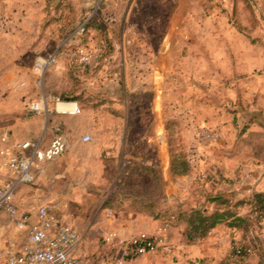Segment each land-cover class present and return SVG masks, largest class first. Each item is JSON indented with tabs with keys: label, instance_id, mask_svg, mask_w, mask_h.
<instances>
[{
	"label": "rangeland",
	"instance_id": "rangeland-1",
	"mask_svg": "<svg viewBox=\"0 0 264 264\" xmlns=\"http://www.w3.org/2000/svg\"><path fill=\"white\" fill-rule=\"evenodd\" d=\"M107 2L45 0L41 12L21 17L29 28L28 37H32V31L40 32L41 45L38 49L26 50L27 63L19 66L21 77L15 79L13 90L7 88L6 79L13 66L0 65V105L11 102L19 106L22 110L19 115L25 122L22 128L30 132L35 127L45 129L50 126V114L55 110L54 98L72 97L83 107L110 110L115 106L124 110L128 107L126 101L129 105L139 102L140 105L132 110L141 123L134 127V135L139 139V147L144 148L145 142L140 138L146 133V121L153 117L149 112L150 98L136 99L133 85L139 76L147 78L155 68L158 50L141 48L138 43L150 40L157 44L167 37L171 49L165 60L168 71L164 87L170 154L181 150L187 152L189 167L194 172L187 188L177 187L176 192L171 193L173 209L179 214L183 210L182 202L205 207L209 203L207 194L228 187L232 188L228 192L235 193L234 202L245 198L247 185L243 172H264V0H153L154 15L128 19L104 15ZM34 9L38 10V7ZM92 21L94 26L89 25ZM131 23L150 27L153 31L138 33L131 26L127 27ZM167 25L170 32L161 33L159 30ZM81 26L85 31L76 33ZM176 26H179L177 30L184 29L186 33L176 32ZM207 30L214 33L208 34ZM206 41L212 44L210 48L200 46ZM223 42L228 44L227 47ZM194 43H197L196 47ZM83 47L94 54L95 59L90 64H80L72 58V54ZM40 56L56 57L42 75L35 70V60ZM195 66L198 71L204 69L206 72L226 69L228 80L194 81ZM184 71L189 74L187 79L183 78ZM214 76L218 75L215 73ZM224 85L233 92L223 104L232 123L225 133L209 122L214 116L211 107L207 106L212 100L213 105L219 102L217 94ZM9 91L15 93L12 101L6 98ZM41 98L47 100L48 113L36 122L28 107L32 101ZM197 98H202L199 110L203 116L195 121L193 102ZM220 98L222 101L224 96ZM251 122L256 123L254 129ZM203 126L218 130L224 142L200 145L198 132ZM45 142L47 139L42 137V147L47 145ZM223 148L225 162L220 165L218 156L222 154L218 155V152ZM77 149L79 153L90 154V149L84 145ZM224 172H228L227 177ZM33 183L24 182L25 185ZM156 195L161 199V193ZM240 211L245 214L248 207L242 205ZM168 214L166 212L165 217ZM165 225L168 226V222ZM252 227L246 241L255 248L251 255L257 256V261L250 263L257 264L260 255L264 254V221L256 222ZM235 232L238 233H233L231 243L237 240L241 245L245 244V236ZM107 242L108 239L99 234L88 248L85 264H98L110 252ZM262 260L264 264V257ZM231 264L247 263L235 256Z\"/></svg>",
	"mask_w": 264,
	"mask_h": 264
},
{
	"label": "crops",
	"instance_id": "crops-1",
	"mask_svg": "<svg viewBox=\"0 0 264 264\" xmlns=\"http://www.w3.org/2000/svg\"><path fill=\"white\" fill-rule=\"evenodd\" d=\"M30 1L36 2L31 4ZM108 1L103 10L104 15L123 19L154 15L153 0ZM44 2L45 0H0V20L3 19L0 22V65L13 66L11 73L6 77L9 90L15 88V79L21 77L19 66L27 63L26 50H35L41 45L40 32L32 31V37H28L29 28L20 18L30 16L35 11L41 12ZM34 5L38 10L34 9ZM129 26L138 33L153 31L150 27L147 29V26L136 23L128 24L127 27ZM178 27L174 28L176 32L186 33L184 29L177 30ZM159 31L169 33L170 28L167 25ZM206 32L214 33L212 30ZM138 44L141 48L158 50L155 68L151 69L147 78L139 76L133 85L136 89V99L140 100L145 96L150 98L149 112L153 117L146 121V133L140 138L145 142L144 148L139 147V139L134 135V127L141 123L132 110L140 105L139 102H131L129 105L126 101L128 107L124 110L117 106L110 110L86 108L76 101L81 107L80 113H62L57 104L50 114V126L45 129L35 127L27 132L22 128L25 122L19 115L22 110L10 102L15 98V93L9 91L6 94L10 103L0 105V162L3 159L1 152H19L17 144L20 142L35 140L42 144L41 139L44 137L48 145L57 134V126L62 129L67 149L56 159L42 162L33 171L35 181L32 185L17 181V176L12 171L0 166V185L16 182L14 203L19 210L15 215L0 211V264L7 263L6 251L9 245L14 244L16 248H21L28 241L30 225L38 221V207L42 204H48L58 214L61 222L71 225L82 234L73 254L80 257L84 264L88 248L99 234L108 239V250H117L112 247L119 239H130L140 232L159 234L160 228L166 226L167 222V229L161 235L158 248L148 254L131 258L126 264H219L231 251L233 233H238L235 229L220 224L207 237L191 243L181 212L189 211L197 205L182 202L183 210L179 214L173 209L174 206L170 202L171 193L176 192L177 187L187 188L194 178V172L189 166L176 174L171 171V141L165 126L167 98L164 87L168 71L165 60L170 55L171 42L166 37L157 44L150 40H143ZM210 44L206 41L200 46L210 48ZM196 45L197 43L193 44L195 47ZM223 45L227 47L228 44ZM3 58H6L5 61ZM218 70L198 71L196 67L193 79L227 81L226 69ZM215 73L217 77L214 76ZM188 75L187 71L183 72L184 79H187ZM221 87L220 94L216 93L219 95V102L213 105L212 100L211 103L205 101V104L208 103L207 106L211 107L214 116L209 122L225 133L232 123L223 104L233 92L229 86ZM201 100L202 98H197L193 102L194 120L203 116L199 110ZM44 115L35 116V121H40ZM204 116V120H207V116ZM255 124L251 122L252 129ZM86 134L91 136V141H83ZM219 142H224L222 135ZM81 145L89 148L90 154L79 153L77 146ZM224 149L218 152V155L222 154L221 157L218 156L220 165L225 162ZM224 175L227 177L228 172H224ZM242 175H245L247 186L245 198H239L240 200H250L255 193H264V172H243ZM229 189L232 188L207 194L209 203L204 209L214 208V204L209 200L211 195L220 194L232 200L236 199L235 193L228 192ZM158 193H161V199L156 195ZM147 202L153 204V212L145 209ZM245 207H248L246 215L250 213V206ZM166 212H169L167 217ZM23 217L27 223L22 227ZM256 259L257 256L251 255V261H257ZM102 264L112 263L108 261Z\"/></svg>",
	"mask_w": 264,
	"mask_h": 264
},
{
	"label": "built area",
	"instance_id": "built-area-1",
	"mask_svg": "<svg viewBox=\"0 0 264 264\" xmlns=\"http://www.w3.org/2000/svg\"><path fill=\"white\" fill-rule=\"evenodd\" d=\"M85 27L78 28L76 33H82ZM73 35H77L73 33ZM75 62L80 64H90L94 61V54L85 47L79 48L72 54ZM56 60L55 56L38 57L35 60V70L42 75L49 65ZM55 106L59 103L73 105V109L65 108L62 113H80L81 107L76 101H67L54 98ZM28 112L34 116L48 113L47 100L41 98L32 101L28 107ZM221 134L218 130L208 126H203L198 132L200 145L207 146L219 141ZM92 138L89 134L84 135L83 141L89 142ZM19 152L2 151L0 166L8 168L17 176V181H35L34 170L42 162L54 160L61 156L67 149V141L62 135V129L57 126V134L51 142L42 147L40 142L26 140L17 144ZM26 150H29L28 152ZM207 177V174H203ZM16 182H9L0 185V211L11 214H18L19 210L14 203ZM21 226H25L26 218L21 220ZM167 226L160 228L159 234H149L140 232L130 239H119L117 244L102 257V263L110 261L112 264H126L127 260L148 254L158 248L161 235L166 231ZM82 234L69 224L61 222L58 214L48 204L38 207V221L30 225L29 239L21 248L9 245L6 251L7 264H84L80 257L73 254V250L80 243ZM231 247L238 254H253V246L244 247L237 240ZM231 248V249H232Z\"/></svg>",
	"mask_w": 264,
	"mask_h": 264
},
{
	"label": "trees",
	"instance_id": "trees-1",
	"mask_svg": "<svg viewBox=\"0 0 264 264\" xmlns=\"http://www.w3.org/2000/svg\"><path fill=\"white\" fill-rule=\"evenodd\" d=\"M90 26H94L92 21ZM67 101H77L72 97L64 98ZM190 165L189 155L185 151L173 152L171 155V171L173 174L178 173ZM209 200L214 204L212 210L204 209V207L197 206L189 211L181 212L186 222V229L189 241L191 243L197 242L209 235V233L220 224H226L232 229L241 232L245 236V247L251 246V243L246 241L247 236L253 230L252 226L264 221V193H255L250 200H234L220 194L211 195ZM242 205L250 206L249 214H242L240 207ZM153 204L147 202L146 208L148 212H153ZM156 215V214H155ZM158 217V215H156ZM237 256L245 263H250L251 254H238L236 250H232L229 254L221 260L219 264H231L233 257ZM264 254L260 255L257 264H263L262 258ZM254 264V263H253Z\"/></svg>",
	"mask_w": 264,
	"mask_h": 264
},
{
	"label": "bare ground",
	"instance_id": "bare-ground-1",
	"mask_svg": "<svg viewBox=\"0 0 264 264\" xmlns=\"http://www.w3.org/2000/svg\"><path fill=\"white\" fill-rule=\"evenodd\" d=\"M65 108H74L73 105H69V104H65V103H59L58 104V109H60L61 111Z\"/></svg>",
	"mask_w": 264,
	"mask_h": 264
}]
</instances>
